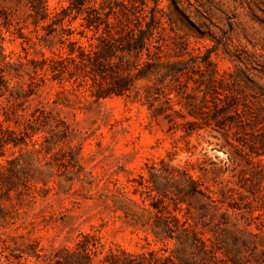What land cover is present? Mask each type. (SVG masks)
Listing matches in <instances>:
<instances>
[{
    "label": "rangeland",
    "instance_id": "obj_1",
    "mask_svg": "<svg viewBox=\"0 0 264 264\" xmlns=\"http://www.w3.org/2000/svg\"><path fill=\"white\" fill-rule=\"evenodd\" d=\"M27 1L0 0L9 31L15 33L17 22L24 24L20 39L6 33L0 17V45L9 62L39 59L28 43L38 42V35L54 38L56 46L66 49L69 43L57 40V26L35 24ZM45 5L64 18L66 39L85 47L93 44L96 53L76 65L66 62L71 74L66 70L61 76L49 69L53 64L60 68L56 62L38 64L45 69L39 71L42 80L36 81L33 94L6 112L9 119L3 126L10 137L21 136L22 126L14 123L21 115L46 116L48 123L33 137L41 147L28 139L19 146L0 143V167L15 160L6 173L14 189L0 186V264H57L65 249L77 248L82 235L98 241V257L109 250L168 255L176 242L156 241L136 224L134 216L140 212L119 195L125 187L139 202L132 179L160 159L186 167L214 198L222 200V191H228V219L257 234V244L264 243V155L257 156L259 143L252 137L264 132L259 130L264 123L246 121L250 126L237 135L242 146L230 136L234 147L219 133L186 124L199 122L188 116L189 104L200 107L204 95L215 96L212 85L231 96L247 77L260 83L264 0H45ZM139 37L145 47L134 43ZM107 42L113 43L112 52L103 60L97 52ZM127 42L136 49H127ZM36 48L57 59L49 48ZM220 75L223 91L213 83ZM5 106L0 99V121ZM227 202L242 209L232 211ZM167 206L195 226L203 240L231 242L232 228L215 226L219 213L200 220L184 204L176 211L171 201Z\"/></svg>",
    "mask_w": 264,
    "mask_h": 264
},
{
    "label": "trees",
    "instance_id": "obj_2",
    "mask_svg": "<svg viewBox=\"0 0 264 264\" xmlns=\"http://www.w3.org/2000/svg\"><path fill=\"white\" fill-rule=\"evenodd\" d=\"M27 5L32 11L31 17L36 25L40 22H48L46 26H57L55 31L57 40L59 42L66 40L69 43L66 45V49L63 45L56 46L54 38L45 39L38 35V42L29 39L28 43H30L34 53L39 55V59H27L26 63L21 60L17 63L6 61L8 56L3 54V48L0 45V99L4 98L6 101V106L2 107L4 119L0 121V143L5 145L12 143L13 146H19L20 144H27L26 140L28 139L33 146L41 147L39 139L34 140L33 137L42 126L48 123L47 117L40 118L35 114H31L30 118L23 115L19 116L20 121L15 120L14 123L22 126L21 136L10 137L12 132L8 127L3 126V123L9 119L7 110L27 101L33 94L37 85L36 81L42 80L39 71L45 69L44 66L39 67L38 64L45 65L48 62H56L60 68L54 64L49 68L53 75L58 73L61 76L66 70L71 74L70 66L66 62L76 65L96 51L92 52L93 44L85 47L77 42H71L68 38L66 39L65 33L69 28H67L64 18L60 17L58 13H49L45 0H28ZM0 17L5 21L3 25L6 28V33H16L17 38H23L24 24L17 22L14 28L15 33H13L7 28V25H11L9 16L2 13ZM86 27L88 28L90 25L87 24ZM3 39L0 29V40ZM134 43H137V46L141 45V48L145 47L143 37L137 38ZM37 44L40 47L49 48L51 54L57 59L47 56L43 52V48H36ZM102 46L101 50L97 52V56L105 60L110 57L113 43L107 42ZM127 49L136 48L127 42ZM23 67L22 73L19 69H23ZM24 74L28 77L27 81L23 80ZM252 77H247L244 87H238V90L234 91L231 96L221 94L222 92L217 91L212 85L210 89L215 96H209L208 99L204 95L200 107L189 104L190 109L187 110L186 108L188 116L199 122H186V124L189 126L197 125V129H210L221 134L225 142L231 147L235 146L230 141L234 138V141L241 145L242 141L237 135L245 132L246 127L250 126L246 121L252 122L253 125L264 123V73L259 78L260 83ZM13 80L15 81L11 85ZM223 80V75L213 80V83L217 84L221 91L224 89ZM261 81L263 82L261 83ZM115 93L118 94V92ZM259 127V130L264 128V126ZM231 134L233 135L232 139ZM252 137L259 143L260 154L257 156L264 155V132ZM43 150L47 155L50 152V147L47 146ZM14 162L15 160H8L5 165L0 167V186L6 187L7 191H11L15 187L6 177L7 172L11 173L10 166ZM145 169L146 174L140 173L137 178L132 179V183H134L132 193L138 195L140 201L137 202L129 197L125 187L119 189V195L124 202L134 206L140 212L139 216H134L137 217L135 219L137 225L149 230L156 241L162 243L166 240L175 241V249L169 250L166 256H159L156 251L150 250L147 255L142 253L139 256L121 252L122 257L120 254L109 250L102 257H98L99 254H102L98 250V241L93 239V236L82 235V241L77 243V248L74 250L65 249L63 260H57V264H264V243L257 244L258 235L246 228L239 229L236 222H231L228 219L229 216L224 208L226 198L230 197L227 195L228 191L226 193L222 191V200L214 198L208 188L204 187L199 179L194 178L186 167L173 166L171 161L164 159H160L158 164H146ZM169 201L174 206L173 211L180 210L179 204H184L187 213L193 209L200 220L208 216L213 219L219 213L221 221H217L215 226H230L232 228L231 242H227L226 239L221 240L220 237L218 239L220 245L213 243L210 239L207 240L209 242L207 244V241L199 237V232L195 226L190 225L187 220L181 221L176 215L169 212L167 206ZM227 207L232 211L242 209L240 205L230 202H227ZM260 233L264 240V232L261 231ZM167 250L165 251L167 252Z\"/></svg>",
    "mask_w": 264,
    "mask_h": 264
}]
</instances>
